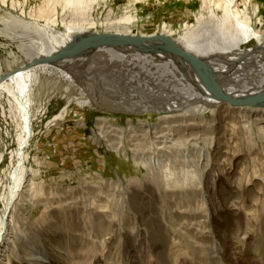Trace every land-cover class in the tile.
<instances>
[{"label": "bare ground", "instance_id": "6f19581e", "mask_svg": "<svg viewBox=\"0 0 264 264\" xmlns=\"http://www.w3.org/2000/svg\"><path fill=\"white\" fill-rule=\"evenodd\" d=\"M1 1L3 6L8 7V0ZM101 1L103 0H44L37 11V18L26 21L24 19L28 0L23 4L19 0H12L11 9H19L21 16L16 17L8 12L7 19L4 17L6 23L11 22L12 30L15 28L14 30L19 29L23 32L18 36L26 40L19 43L18 48L26 62L7 73L16 72L8 80L0 83V97L5 94L9 96L11 113L22 131L19 148L15 154L19 163L12 172L13 182L7 195L2 196L5 209L4 214L0 215V245L5 242L6 249L0 252V264H11V255L16 257L14 264H60L59 261H54L55 258L50 259L45 255L40 258L43 248V245L39 244L40 231L37 228L33 229L38 223L51 217V213L54 212H58L60 217L69 221H73L75 216L79 215L88 237L92 239V247L106 250L110 245L109 241H112L116 253L122 251V240L125 235L131 238L140 227L136 217L130 215L127 217L123 214L125 205L118 212L123 223L122 225L119 223L117 229H114L116 227L107 224L100 212L105 208V203L98 204L88 198L87 202L84 201L83 208H78L79 206L75 208L76 203L67 201L56 206L51 202L52 199L47 197L37 200L43 182L38 183L34 179L40 175L38 170L26 168L28 161L26 150L33 137L35 101L44 90L50 89L46 87L47 81H56L58 85L60 84L51 91L53 96L60 93L61 88L68 92L67 104L55 117L56 120H63L72 104L81 109L99 105L115 112L122 110L134 115L145 116L148 113L161 115L154 124L148 120H141L138 125H134L130 119L127 121V127L115 126L108 118L100 117L97 119L92 140L95 143L103 141L108 149L128 157L126 138L136 164H142L152 176L154 183L162 185V189L168 190L174 197V207L181 213L174 214L170 211L167 226L179 233L183 231L181 229L183 221L188 220L191 226H196L199 230H184L193 240L192 247L191 243L189 244L191 250L187 251L182 245L176 247L179 252H183V257L189 256L187 259H191L190 264L198 262L228 264L226 244L231 231L228 229L223 231V243L208 239L212 242L209 243L204 232L205 222L211 219L209 215L211 200L205 189L208 169L215 156L211 148H215L220 139L216 132L220 133L222 118L229 120L234 127L232 126L227 141L230 145L228 151H232L242 137V142L248 140L250 147L248 159L250 157L253 161L243 163V158H240L237 152L225 155L231 162L237 158V165L241 163L246 168L248 175V179L245 177L246 185L252 195L253 185L258 186L257 195L253 196V204H249V213L246 214L248 228L244 234L238 236L236 248L245 252L247 264H264L263 237L262 239L257 237L254 226L255 221L259 222V215L264 213V148L260 149L256 139L260 138L264 145V31L259 28V25L263 26L264 20L258 18V7L250 9L251 0H245L243 8L240 7L239 0H207L203 8L209 12L208 15L201 14L196 26L183 34L177 35V31L166 25L160 34L157 32L134 34L137 19L130 14L128 8L120 17H116L110 9L103 20L95 18L94 13L97 12ZM59 27L62 29L58 30ZM10 28L5 27L6 34L10 37L19 32L14 33V30L10 32ZM31 35H35L36 39H28ZM153 38L157 40H152ZM143 40L146 42H142ZM251 42H255L253 47L243 48ZM172 45L178 46L199 60L206 80L189 60L172 51ZM62 51H66L68 55L61 54ZM53 58L55 61L52 64L43 62ZM4 75H0V78ZM212 88L219 89L227 98L225 101L237 105L224 103L214 95ZM254 99L257 100L251 101ZM207 113H210V117H207ZM237 126L244 128L245 132H238ZM200 142L205 145L201 146ZM190 144L194 147L189 148ZM2 158L0 153V168ZM257 161L262 163L257 164ZM35 162L41 165L37 159ZM256 178H263V181ZM134 182L135 180L130 181L129 185ZM107 184L124 188L122 184L116 182ZM27 203L33 205L41 203L44 206L41 216L32 223L26 215ZM187 213H192V217H188ZM204 213L208 214L207 219ZM164 215L166 216V212L162 213V216ZM139 218L142 219V216ZM27 225L32 228L27 229ZM207 228L210 230V226ZM212 234L210 231L207 237L210 238ZM197 236L202 239H198ZM54 238H50V243L55 248L63 244L61 248L63 253H55L65 264L80 262L81 257L78 252H74V244L71 245L69 239L60 236ZM176 239L182 244L185 243L180 235ZM138 241L139 236H135L133 247L136 248ZM18 243L21 244V250L17 248ZM90 250L91 248L88 251ZM214 253L219 254L221 259L213 257ZM125 258L130 262V251H127ZM176 258L181 257L177 254ZM84 260V264H87L89 258ZM186 260L184 259L182 264H187Z\"/></svg>", "mask_w": 264, "mask_h": 264}, {"label": "rangeland", "instance_id": "374dc122", "mask_svg": "<svg viewBox=\"0 0 264 264\" xmlns=\"http://www.w3.org/2000/svg\"><path fill=\"white\" fill-rule=\"evenodd\" d=\"M19 1L23 4L25 0ZM205 1L207 0H136L137 3H135V0H103L101 1L97 12L94 13V17L103 20L106 13L110 9L113 10L116 17H120L124 14V10L128 8V10H130V14L135 16L137 19V23L134 27V34H152L154 32L160 34L162 33L163 26L166 25L172 30L177 31V35H180L190 28L192 29L195 27L197 19L201 14L205 16L208 15L209 12L203 8ZM244 1L245 0H239L241 8H243L242 6ZM11 2L12 0H8V7H6L3 6L2 1L0 0V75L7 74L11 70L16 69L26 62V58L18 48V44L25 42L26 40L18 36L19 34H23L22 30H14V28V33L19 32L14 34L12 37L6 34L5 27L10 28L11 25V22L6 23V13L11 12L16 17L21 16V11L19 9V11L11 9ZM43 2L44 0H28L25 10L26 18L24 20H35L38 14L37 11L42 6ZM255 6L259 9L258 18H262L264 20V0H251L250 9ZM41 23L44 24V22ZM259 28L264 31V23L263 26L259 25ZM10 29V32H12V28ZM61 29V27L58 28V30ZM30 38L36 39V36L31 35L28 39ZM254 43L255 42H251L244 45L243 48H251L254 46ZM47 83L46 87H49L51 90H44V92L41 93L40 98H37L35 101V112L32 126L33 137L28 149L26 150V155L28 156L26 168L29 169L32 167L33 169L38 170L40 175L36 176L34 179L38 183L43 182L42 190L40 195H38L39 199L37 200L40 201L42 198L47 197L52 199L51 202L55 203L56 206L59 205L60 202L67 201L72 204L76 203L75 208L76 206H79L78 208H83L85 205L84 203L88 201V198H91L98 204L105 203V208L101 209L100 212L103 214V219L107 224L112 227H116H113L114 229H117L119 223L121 225L123 223L118 212L120 211V208L125 205L123 207V214L127 217H129V215L130 217H136L141 228L139 227V229L133 233L131 238L125 235V238L122 240V251L120 253H116V249L114 248L115 245L112 241H109L108 244L111 246L108 245L106 250L99 247H92V239L88 237V232L83 227L81 222L83 220L79 217V215H76L75 219L73 221L71 220V222L63 217H60L58 212H54L51 213V217H49L50 219L47 218L45 219L46 221H41L37 224V227L34 226L33 228H37V230L40 231L39 244L43 245L39 255L40 258H43V255H45L50 259L55 258L54 261H59L60 264H65L64 261L58 257V254H56L63 253V251H61L63 244L60 245V247L55 248L54 245L50 243V238L55 239L54 236H60L62 238H66V240L69 239L68 241L72 242L71 245L74 244V252H78L79 257H81L80 262H77L78 264H84L83 260L85 259L84 261H86L87 258H89V263L87 262V264H182L184 259L186 260L189 256L183 257V252H179L176 247H178V245H182V247L187 248V251L191 250L193 240L184 230L190 229L189 231H192L198 230V228L196 226H191V222L188 220L183 221V225L185 227L181 225V229L183 231L179 233L174 232L173 228L169 225L167 226L170 221L169 212L173 211L174 214H178V212L181 213V211L175 209V199L170 195L168 190L162 189V185L160 186V184L154 183L155 181H153L152 176L142 164H136L133 159V151L131 148L129 149L126 138L125 147L129 154L128 157H126L123 153L118 154L114 150L108 149L103 141L95 143L92 140L94 130L96 129L97 119L100 117L108 118L115 126L127 127V121L130 119L133 120L134 125H138L141 120H148L151 124H154L158 122V117L161 115L153 113H148L145 116L134 115L122 110L115 112V110L107 109L99 105L81 109L76 106V104H72L67 116L63 120H56L55 117L67 104L66 98L68 97V92L61 88V92L53 96L51 91L54 88L59 87L60 84L58 85L56 81H47ZM54 92H56V90ZM8 100L9 96L7 94H5L2 98L0 97V153L3 156L0 168V215L4 214L3 211L5 209V202L3 201L2 196L7 195L9 186L13 182L12 172L19 163L15 154L19 148V137L22 132L17 120L11 113ZM222 101L231 105H237V103H232L230 101ZM207 117H210V113H207ZM222 119V124L219 126L220 133L216 132V135H219L220 137L219 141L216 143L218 147L215 146V148H211V152L214 153L215 156L211 161L206 177L207 184L205 189L211 200V207L209 211L211 219L210 221H207V223L205 222L206 230L204 233L207 241L208 239H211L212 242L217 241L218 243H223V231L225 229L230 230L231 232L229 233V238L226 244V259L228 260V264H247V256L245 257V252L236 248V244L239 242L237 240L238 236L240 234H244L246 232V228H248L246 214L249 213L248 207L253 204V196L257 195L258 186L253 185L252 190L254 194L252 195L251 190L248 189L246 185V178L248 177L247 172L245 171L246 168L243 167V164L241 163L237 165V158L236 161L231 162L226 157L225 154L233 155L237 152V155L240 158H243V163H247L248 161L252 163L253 161L250 157L248 159L250 152L248 140L244 143L241 141V139H243L242 137L238 142L239 146L237 145L232 151H228V147H230V145L227 144V141L230 138L231 128L234 126L231 125V122L226 120V118ZM236 130L238 132L242 131V133L245 132L244 128H241L240 126H237ZM238 138H240V136H238L237 139ZM256 139L260 149H263L264 145L260 141V138L257 137ZM200 144L201 146L205 145L203 142H200ZM193 147V144H190L189 148ZM238 147L240 148L238 149ZM245 156H247V158H244ZM36 159L38 160V163L41 162V165H38L35 162ZM260 163L262 162L257 161V164ZM132 180H135V182L132 185H129V182ZM256 180L263 181V178H256ZM112 182L122 184L124 188H118L111 184H107ZM44 184L45 186H43ZM115 188L118 189L116 190ZM97 197L100 199L98 200ZM115 197L117 198L114 199ZM118 198H120V201H118ZM121 201L124 204H122ZM40 204L41 203L33 205L32 203H27L28 212L26 215L31 223L34 222L36 218L40 217L44 210V206ZM106 208L107 210H105ZM72 209H74V206ZM165 212L166 216H162V213L165 214ZM56 214L58 215L56 216ZM186 215H188V217H192V213H187ZM112 216L114 218H112ZM140 216H142V219L139 218ZM207 216L208 214L204 217L207 219ZM259 216V222L255 221L256 224L254 223V226L257 230V237L260 239L263 237L262 240L264 241V213ZM57 217H59V219ZM47 221L48 223H46ZM156 222H158V224ZM207 226H210V230ZM26 227L29 230L32 228L30 225H27ZM210 231L213 232V234L210 238H208L207 234H209ZM199 234L201 233L199 232ZM179 235L182 240L185 241L184 244L176 239ZM135 236H139V241L137 242L138 244H136L137 249L133 247ZM197 238L200 240L202 239L200 236H197ZM208 242L212 243L210 240ZM5 246V242L0 245V252L5 251ZM250 247L251 246L249 244L248 248ZM17 248L21 250L20 243L17 244ZM81 248H84L83 251H80ZM90 248L91 250L88 251ZM127 251L131 252L130 262L128 260L126 261L125 258ZM177 254L181 257L180 259L176 258ZM213 257L221 259L219 254L214 253ZM173 260L175 262H173ZM15 261L16 257L11 255V264H14ZM190 261L191 259H187L186 263L190 264ZM197 264L201 263L198 262ZM223 264L227 263L224 262Z\"/></svg>", "mask_w": 264, "mask_h": 264}, {"label": "water", "instance_id": "95a60500", "mask_svg": "<svg viewBox=\"0 0 264 264\" xmlns=\"http://www.w3.org/2000/svg\"><path fill=\"white\" fill-rule=\"evenodd\" d=\"M152 40H157V38H153ZM142 42H146V41L143 40ZM67 51H68V50H67ZM172 51H173L174 53H176L177 55H179V56H181V57H184L185 59L189 60V61L195 66V68L197 69V71H198V72L204 77V79L206 80V78H205V73L203 72L202 67H201V64H200V62H199L198 59H196L194 56H192V55H190V54L185 53L183 50H181V48H179V47L176 46V45H172ZM61 54L65 55V56L68 55V53H67L66 51H62ZM54 61H55V59L53 58V59L44 60L43 62H47L48 64H52V63H54ZM14 73H16V72H13V73H11V74L4 75L2 78H0V83H1V82H4V81H6V80H8L12 75H14ZM206 84H207V83H206ZM212 90H213L214 95H215L216 97H218L219 99H222V100L227 99V98L224 96V94H223L219 89H217V88H214V89H213V88H212ZM263 97H264V96H263ZM255 100H257V99H254V100H251V101L254 102ZM251 103H252V102H251Z\"/></svg>", "mask_w": 264, "mask_h": 264}]
</instances>
